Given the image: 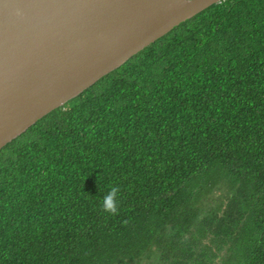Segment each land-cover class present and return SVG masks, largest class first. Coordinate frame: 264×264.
I'll return each instance as SVG.
<instances>
[{
  "label": "trees",
  "instance_id": "1",
  "mask_svg": "<svg viewBox=\"0 0 264 264\" xmlns=\"http://www.w3.org/2000/svg\"><path fill=\"white\" fill-rule=\"evenodd\" d=\"M147 260L264 264V0L213 3L0 149V264Z\"/></svg>",
  "mask_w": 264,
  "mask_h": 264
},
{
  "label": "water",
  "instance_id": "2",
  "mask_svg": "<svg viewBox=\"0 0 264 264\" xmlns=\"http://www.w3.org/2000/svg\"><path fill=\"white\" fill-rule=\"evenodd\" d=\"M220 1L0 0V149Z\"/></svg>",
  "mask_w": 264,
  "mask_h": 264
},
{
  "label": "clouds",
  "instance_id": "3",
  "mask_svg": "<svg viewBox=\"0 0 264 264\" xmlns=\"http://www.w3.org/2000/svg\"><path fill=\"white\" fill-rule=\"evenodd\" d=\"M17 13L19 14V10ZM120 193L121 188L118 184L111 185L109 191L101 198V211L112 216L118 215L120 212Z\"/></svg>",
  "mask_w": 264,
  "mask_h": 264
},
{
  "label": "rangeland",
  "instance_id": "4",
  "mask_svg": "<svg viewBox=\"0 0 264 264\" xmlns=\"http://www.w3.org/2000/svg\"><path fill=\"white\" fill-rule=\"evenodd\" d=\"M143 262H145V261L143 260L142 263H143ZM151 262H152L151 260H147V261H146V264H151Z\"/></svg>",
  "mask_w": 264,
  "mask_h": 264
}]
</instances>
